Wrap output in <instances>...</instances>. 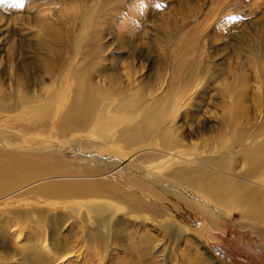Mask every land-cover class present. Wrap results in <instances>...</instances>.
Instances as JSON below:
<instances>
[{"label":"bare ground","instance_id":"bare-ground-1","mask_svg":"<svg viewBox=\"0 0 264 264\" xmlns=\"http://www.w3.org/2000/svg\"><path fill=\"white\" fill-rule=\"evenodd\" d=\"M57 1L72 12L68 40L57 45L65 31L48 21L52 8L36 2L35 14L14 12L21 37L12 38L13 56L0 59V75L8 78H0V227L19 256L2 254L0 264H56L69 254L87 255L92 264L124 232L140 234L146 254L156 252L186 237L177 218L189 209L212 228L234 212L245 224L264 226V129L236 120L223 128L224 115L217 126H178L180 108L193 103H184L183 90H192L202 72L181 81L171 103L170 89L159 95L164 80H141L133 57L119 70L110 69L106 51L100 58L85 53L96 23V6L88 11L93 0ZM12 3L16 10L19 0L6 8ZM255 65L261 67L258 57ZM219 82L231 96L239 91ZM65 232L70 242L58 244L54 238ZM200 247L198 262L216 264Z\"/></svg>","mask_w":264,"mask_h":264},{"label":"rangeland","instance_id":"rangeland-1","mask_svg":"<svg viewBox=\"0 0 264 264\" xmlns=\"http://www.w3.org/2000/svg\"><path fill=\"white\" fill-rule=\"evenodd\" d=\"M7 1L0 3V59L13 56L12 38L17 41L21 37L20 22L14 12L20 15L28 10L35 14L36 2L45 4L42 8H52V19L48 21L59 24L65 31L62 39L56 40L60 42L57 45L62 46L68 40L72 12L67 15L57 0H19L16 10H13L14 3L6 8ZM90 6L88 11L96 6L92 18L96 23L91 28L92 38L86 43L91 52L85 53L100 58L106 51L103 54L113 59L114 66L110 65V69L121 70L133 57L136 64L142 65V68L139 65L143 72L141 80L148 81L152 76L164 80L160 79L163 84L159 95L163 98L170 89L172 92L165 98L171 103L181 87L179 83L190 80L197 71L202 72L192 90H183V95L186 93L184 103L189 97L193 103L180 108L178 113H184L178 118V126L186 123L217 126L225 117L223 128L228 124L232 126L236 120L235 126L242 124L253 130L264 129V0H93ZM28 42L36 44V39ZM42 52L50 55L46 48ZM29 56L33 57V53ZM257 57L261 67L255 65ZM181 64L183 70L177 72L176 67ZM1 77L8 81L6 75L1 74ZM97 79L102 80L101 76ZM220 80L235 84L239 91L231 96L220 89ZM18 87L22 88L19 84ZM198 89L200 92L196 93ZM235 112L238 116L234 119L226 116ZM10 209L15 207L10 205ZM4 210L10 211L8 207ZM187 211L177 218L186 230L184 239L174 240L171 245L165 244L163 249L146 254L145 246L138 240L140 234L133 237L124 232L112 240L111 253L93 256L92 264H201L198 258L204 256L197 252L201 242L210 249L216 264H264V250L255 245L257 242L264 245V226L245 224L234 212L216 220L212 228L199 211ZM4 215L0 212V218ZM10 217V220L14 218L12 214ZM65 233L54 240L63 245L64 241L70 242L69 234ZM19 238L20 243L25 242L23 235ZM200 249L201 254H207L205 249ZM16 251V242L4 236L0 227V255L9 254L18 260ZM87 260V255L69 254L56 264H87Z\"/></svg>","mask_w":264,"mask_h":264},{"label":"snow or ice","instance_id":"snow-or-ice-1","mask_svg":"<svg viewBox=\"0 0 264 264\" xmlns=\"http://www.w3.org/2000/svg\"><path fill=\"white\" fill-rule=\"evenodd\" d=\"M3 2V0H0V3H2Z\"/></svg>","mask_w":264,"mask_h":264}]
</instances>
